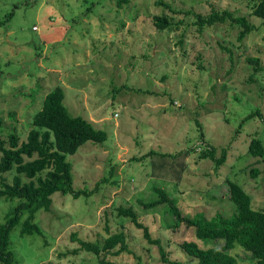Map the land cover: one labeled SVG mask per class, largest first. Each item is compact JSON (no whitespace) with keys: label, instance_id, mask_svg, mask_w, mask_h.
<instances>
[{"label":"rangeland","instance_id":"obj_1","mask_svg":"<svg viewBox=\"0 0 264 264\" xmlns=\"http://www.w3.org/2000/svg\"><path fill=\"white\" fill-rule=\"evenodd\" d=\"M255 4L0 0V139L15 134L26 141L34 116L56 87L64 89L72 116L108 133L105 143L88 142L67 156L75 190L92 191L108 181L89 197L54 194L51 209L40 210L34 221L42 235L22 237L17 226L10 244L14 264H101L95 254L80 250V241L103 244L120 232L129 252L108 255L107 261L170 264L119 208L135 210L169 261L197 264L181 248L187 241L221 248L223 242L198 239L195 228H174L169 205L144 208L142 203L159 199L158 188L185 215L211 219L236 211L229 200L232 181L252 196L254 210H264V157L249 150L255 138L264 144V122L255 117L242 123L252 112L264 116V20L252 15ZM213 10L245 16L255 29L243 40L241 27L230 23L200 32L195 14ZM163 15L178 28L158 29L154 18ZM250 58L260 60L259 70ZM210 147L216 158L227 150L218 168L202 158ZM0 175L12 183L15 173ZM17 205L18 200H0V225ZM232 255L238 264L255 263L240 247Z\"/></svg>","mask_w":264,"mask_h":264},{"label":"trees","instance_id":"obj_2","mask_svg":"<svg viewBox=\"0 0 264 264\" xmlns=\"http://www.w3.org/2000/svg\"><path fill=\"white\" fill-rule=\"evenodd\" d=\"M248 1L256 3L252 15L264 20V0ZM10 16L5 22L9 21ZM195 17V26L200 32L206 27L230 23L241 27L239 39L243 40L255 29L248 18L236 16L229 10L221 12L213 10L208 16L196 13ZM154 21L160 30L178 28L167 15L156 16ZM249 61L257 65L256 70L260 69L259 59L250 58ZM64 101V89L56 87L46 95L42 109L34 116V127L30 130L26 141L21 143L19 136L15 134L10 135L8 140L0 139V174L15 173L12 183H8L2 176L0 200H18V205L8 214L5 223L0 225V264L15 263L10 244L11 234L17 226H22V237L42 235L40 226L34 221L40 210L51 209L54 194L71 195L74 199L89 197L108 181V179L100 181L92 191L75 190L73 165L67 161V156L75 155L88 142L105 143L108 133L97 129L93 123L81 116H72ZM255 117H259L264 122L263 114L256 111L249 114L242 123ZM198 125L201 126L200 123ZM249 150L254 157H264V144L260 139H253ZM215 154L216 148L210 147L203 153L202 158L214 161L218 168L226 162L227 150L223 149L221 158H216ZM259 174V170H253L254 177H258ZM228 182L229 200L236 208L229 217L219 212L211 219H207L203 213L187 216L175 200L161 188L155 191L159 196L158 200L141 205L149 209L163 204L169 205L176 221L174 228L185 224L187 227L195 228L196 236L200 240L212 243L223 242L221 248L209 249H202L193 241L183 242L181 248L187 255L197 259V264H238L232 251L239 247L251 254L254 264H264V210L253 209L252 196L242 185ZM118 212L120 216L130 218L138 229L143 230L144 237L151 245L160 248L165 263L184 264L167 259L161 241L152 238L149 227L140 221L133 208H119ZM26 214H29L28 218L21 222ZM80 244V250L95 254L101 260V264H115L107 261L108 255L118 256L122 252H129L124 232L108 237L103 244L86 241H80ZM118 246L120 250L112 252Z\"/></svg>","mask_w":264,"mask_h":264}]
</instances>
